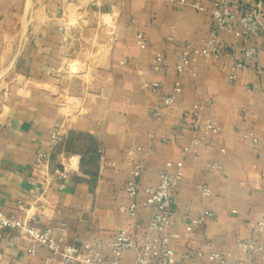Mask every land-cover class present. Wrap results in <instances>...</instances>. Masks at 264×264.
<instances>
[{"label": "crops", "instance_id": "obj_1", "mask_svg": "<svg viewBox=\"0 0 264 264\" xmlns=\"http://www.w3.org/2000/svg\"><path fill=\"white\" fill-rule=\"evenodd\" d=\"M212 1L204 0L208 8ZM212 25L209 11L167 0H0V210L41 231L52 228L62 245L107 252L121 227L140 242L158 236L147 230L154 211L143 205L145 188L159 183L167 162L175 171L183 161L172 207L173 264H213L212 251L226 255L221 264H262L238 242L264 245L257 230L264 219V24L250 42L257 48L251 59L243 57L240 39L214 34ZM139 32L145 48L137 45ZM211 40L218 57L177 69L186 41L201 47ZM158 54L168 63L160 71ZM147 81H158L164 94L179 82L181 92L164 106ZM195 105L221 127L198 157L184 150L195 136L188 119ZM56 129L63 136L38 169V152L50 149ZM137 164L140 191L131 218L121 207L130 203L126 184ZM64 168L68 177L55 180ZM206 210L215 216L188 231L187 217ZM28 244L19 230L6 229L0 264H61L43 246L28 254ZM135 259L136 251L127 250L121 264Z\"/></svg>", "mask_w": 264, "mask_h": 264}, {"label": "built area", "instance_id": "obj_2", "mask_svg": "<svg viewBox=\"0 0 264 264\" xmlns=\"http://www.w3.org/2000/svg\"><path fill=\"white\" fill-rule=\"evenodd\" d=\"M169 3L178 5H190L198 12L209 11L213 18V33H227L242 41V54L245 59H251L257 55V48L250 44L251 40L258 37L264 24V0H215L211 2L208 8L204 0H167ZM137 45L140 48L146 47V38L142 32L137 34ZM218 44L215 40L209 41L205 46H196L192 41H186L181 62L177 65L178 70L194 65L201 59L218 57ZM124 62H122L123 64ZM243 60L237 61L232 66L230 75L231 80L238 78V71L243 67ZM168 66L163 54H158L155 59L154 69L160 71ZM144 87L151 93L159 96L160 102L164 106H171L176 101V95L181 92V84L176 82L171 94H164L158 81L144 82ZM202 107L195 105L193 111L189 113L188 119L191 129L195 132L190 144L185 147L187 155L192 157L200 156V146L213 134L221 131V127L210 117L202 118L200 112ZM63 136L61 129H56L50 138V149L40 150L36 158V167L46 166L50 158V150L54 148ZM132 149L128 154H132ZM148 154L147 152L145 153ZM175 171L172 162H167L166 167L160 173V180L156 186H147L145 188L146 199L143 202L145 207L154 211L153 217L147 225L148 232L155 231L157 237L147 238L143 241L136 240L124 228H119L115 239L109 243L107 252H100L96 245L84 244L78 247L73 244L62 245L56 239L52 228H46L41 231L32 225L18 221L13 215H7L0 210V236L6 229L19 230L27 237L29 244L26 252L35 256L40 246L46 247L52 255L61 258V264H121L125 251H136L135 264H173L174 251L170 247L171 240L174 238L172 228L175 225L173 211L174 195L181 182L183 172V161L176 163ZM210 167L220 168L219 163H210ZM142 170V165L137 164L131 171L132 179L126 184V193L130 199L127 206H122L121 210L127 212L131 218L136 217L137 201L136 197L140 191V185L137 181ZM52 177L55 180L62 181L68 177V168L62 171H56ZM64 188V184L60 185ZM203 197L211 195V189L208 185L199 186ZM215 216L212 210H206L199 217L188 216L187 230L192 231L205 223L209 218ZM137 228L143 227L142 223H136ZM257 230L264 232V219L257 222ZM211 244L206 242L204 247L208 248ZM238 247L242 249L248 258H254L258 254L262 264H264V245L254 240L239 241ZM226 255L212 251L209 259L213 264H221L225 261ZM242 264V263H241Z\"/></svg>", "mask_w": 264, "mask_h": 264}, {"label": "rangeland", "instance_id": "obj_3", "mask_svg": "<svg viewBox=\"0 0 264 264\" xmlns=\"http://www.w3.org/2000/svg\"><path fill=\"white\" fill-rule=\"evenodd\" d=\"M89 2L90 1H96V0H88ZM75 9H76V7H74V6H69L68 7V12L69 13H71V14H75L74 12H75ZM73 70H75V69H73Z\"/></svg>", "mask_w": 264, "mask_h": 264}, {"label": "trees", "instance_id": "obj_4", "mask_svg": "<svg viewBox=\"0 0 264 264\" xmlns=\"http://www.w3.org/2000/svg\"><path fill=\"white\" fill-rule=\"evenodd\" d=\"M82 137H83V139H85V141L87 140L90 143L91 146L94 145L93 139L91 137H86V136H82Z\"/></svg>", "mask_w": 264, "mask_h": 264}]
</instances>
